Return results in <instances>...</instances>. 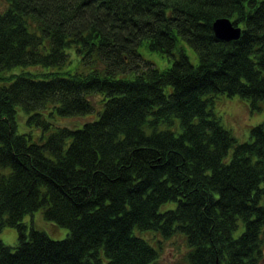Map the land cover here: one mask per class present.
I'll list each match as a JSON object with an SVG mask.
<instances>
[{"label": "trees", "instance_id": "obj_1", "mask_svg": "<svg viewBox=\"0 0 264 264\" xmlns=\"http://www.w3.org/2000/svg\"><path fill=\"white\" fill-rule=\"evenodd\" d=\"M219 17L241 37L219 39ZM218 93L264 101V0H0V233H19L0 264H155L162 243L136 230L183 232L187 264H260L264 121L239 143L208 110ZM175 116L180 133L160 128ZM40 208L66 238L29 229Z\"/></svg>", "mask_w": 264, "mask_h": 264}, {"label": "rangeland", "instance_id": "obj_2", "mask_svg": "<svg viewBox=\"0 0 264 264\" xmlns=\"http://www.w3.org/2000/svg\"><path fill=\"white\" fill-rule=\"evenodd\" d=\"M181 44L184 46L191 61L194 64H198L199 60L196 51L183 39H181ZM139 50L145 60L154 63L159 68L171 67L175 60V57L173 56L151 51L147 42H143ZM102 98L105 97L100 94L90 96V99L97 109L102 106ZM205 98H210L208 102V110L220 119L222 125L233 134L239 143L252 141V128L264 121V101L261 100L255 102L239 95L229 96L226 93H218L214 95L210 94L205 96ZM49 111H51V109ZM19 113L22 115V111ZM93 114L94 117H92L91 114L78 117H62L58 114L49 115L48 113H45L44 117L53 125H67L73 128H79L89 119L98 117L95 113ZM172 120V123L163 122L160 125V128H170L174 132L180 133L182 131L180 118L175 116ZM20 125V131H22L24 128L23 123H20ZM232 153L233 150L229 153L227 160L231 158ZM175 205V202L170 203L162 209L172 208L175 207ZM24 222L28 225L29 229L32 227L42 229L49 233L53 239H64L68 236L70 231L66 227H62L52 221H48L44 217L43 208H40L33 213L26 214ZM136 234L148 240L149 243L156 248H158L159 242L162 243L160 254L155 264H187L185 255L187 256L191 246L189 245L187 237L183 232L177 231L170 238H167L160 232L156 231L136 230ZM0 240L7 245L13 247L17 246L19 242L18 230L15 227H5L0 233ZM102 257L104 264H106L108 258L105 255ZM260 264H264V233Z\"/></svg>", "mask_w": 264, "mask_h": 264}, {"label": "water", "instance_id": "obj_3", "mask_svg": "<svg viewBox=\"0 0 264 264\" xmlns=\"http://www.w3.org/2000/svg\"><path fill=\"white\" fill-rule=\"evenodd\" d=\"M215 35L225 41L237 40L241 37L243 29L228 17H219L213 22Z\"/></svg>", "mask_w": 264, "mask_h": 264}]
</instances>
